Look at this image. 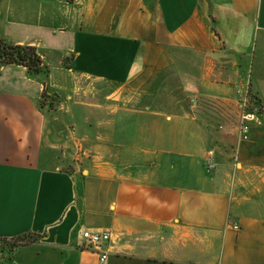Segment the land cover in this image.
Wrapping results in <instances>:
<instances>
[{"label": "crops", "instance_id": "0c3cea01", "mask_svg": "<svg viewBox=\"0 0 264 264\" xmlns=\"http://www.w3.org/2000/svg\"><path fill=\"white\" fill-rule=\"evenodd\" d=\"M0 38L49 68L0 64V264H99L87 229L107 264H264V113L192 103L264 107V0H0Z\"/></svg>", "mask_w": 264, "mask_h": 264}, {"label": "built area", "instance_id": "2783aa9c", "mask_svg": "<svg viewBox=\"0 0 264 264\" xmlns=\"http://www.w3.org/2000/svg\"><path fill=\"white\" fill-rule=\"evenodd\" d=\"M192 101L196 105V100L193 99ZM263 113L264 107L260 99L247 88L246 94L241 100L240 113L237 121L240 139L248 140L252 127L262 125L261 115ZM205 163L208 172L215 170L217 167V162L211 152L207 156ZM234 227L237 228L238 226ZM83 237L87 242L91 243L98 252L99 264H107L108 249L106 246L111 239V232L107 230L97 231L87 229L83 232Z\"/></svg>", "mask_w": 264, "mask_h": 264}, {"label": "trees", "instance_id": "16d2710c", "mask_svg": "<svg viewBox=\"0 0 264 264\" xmlns=\"http://www.w3.org/2000/svg\"><path fill=\"white\" fill-rule=\"evenodd\" d=\"M0 64H19L26 66L30 73L37 75L40 73H48L49 68L44 63L42 57L38 53L36 47L32 45L11 44L0 38ZM49 90L46 88L42 95L41 106L44 107ZM40 234L25 233L13 238H1L2 247L7 245L9 252L17 247L29 245L40 237ZM2 250V254H3Z\"/></svg>", "mask_w": 264, "mask_h": 264}, {"label": "rangeland", "instance_id": "374dc122", "mask_svg": "<svg viewBox=\"0 0 264 264\" xmlns=\"http://www.w3.org/2000/svg\"><path fill=\"white\" fill-rule=\"evenodd\" d=\"M194 99L196 100V98ZM58 103H60L58 95L49 93L44 108L52 110ZM196 104V112L214 122L216 129L222 130L227 125L231 129H236V123L240 113V107L237 103L228 104L218 99L201 100L200 98V100L196 101Z\"/></svg>", "mask_w": 264, "mask_h": 264}]
</instances>
